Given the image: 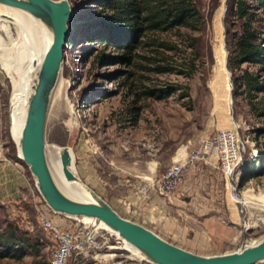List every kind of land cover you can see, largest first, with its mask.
Wrapping results in <instances>:
<instances>
[{
	"label": "rangeland",
	"instance_id": "374dc122",
	"mask_svg": "<svg viewBox=\"0 0 264 264\" xmlns=\"http://www.w3.org/2000/svg\"><path fill=\"white\" fill-rule=\"evenodd\" d=\"M68 1L73 17L61 70L67 86L60 103L49 107L47 151L49 146L70 148L75 172L86 187L122 217L187 250L222 254L263 238L264 208L243 205L242 200L262 204L264 174L239 187L242 209L230 199L213 160L191 166L171 202L153 186L189 142L221 128L237 125L248 141L241 172L256 167L255 152L264 150V133L257 132L264 129V115H259L264 93L257 95V109L251 110L242 96H232V72L228 69L229 76L225 67L226 31L240 27L230 1L193 0L198 20L186 26L155 28L145 19L147 13H140L137 22L144 30L126 48L95 33L115 14L105 7L106 0ZM166 1L135 2L166 8ZM255 24L264 33L261 11ZM241 68L256 71L247 64ZM12 91V79L0 65V239L15 233L36 251L30 248L19 259L0 258V264H51L55 246L39 212H46V205L10 132ZM68 103L79 120L77 128L70 127ZM51 217L88 233L95 243L88 256L71 257L66 264H152L131 258L108 230L81 218Z\"/></svg>",
	"mask_w": 264,
	"mask_h": 264
},
{
	"label": "water",
	"instance_id": "95a60500",
	"mask_svg": "<svg viewBox=\"0 0 264 264\" xmlns=\"http://www.w3.org/2000/svg\"><path fill=\"white\" fill-rule=\"evenodd\" d=\"M0 3L27 11L52 33L51 43L43 54L28 98L25 120L17 143L19 158L27 164L40 196L52 211L68 217H90L102 222L152 264H256L264 261V237L231 252L197 254L165 240L140 223L122 217L93 190V199L87 201L72 199L64 194L55 182L48 164L45 127L51 92L64 60L70 34L68 23L73 17L71 5L68 0H0ZM226 52L225 67L228 70L229 51ZM60 162L64 177L75 180L76 176L69 169L71 154L68 147H62Z\"/></svg>",
	"mask_w": 264,
	"mask_h": 264
},
{
	"label": "trees",
	"instance_id": "16d2710c",
	"mask_svg": "<svg viewBox=\"0 0 264 264\" xmlns=\"http://www.w3.org/2000/svg\"><path fill=\"white\" fill-rule=\"evenodd\" d=\"M136 0H106L105 7L114 11V16L106 20L96 30L99 39L110 41L123 47H128L132 40L142 33L144 28L138 25L140 13H147L145 19L150 26L161 28V24L168 27L192 25L198 20V11L193 0H169L166 8L139 6ZM232 14L240 21L239 31L227 33V67L232 72V96H242L251 110L257 109V95L264 93V33L255 24L258 11L264 13V0H229ZM146 11V12H144ZM259 18V17H258ZM255 66L256 71L249 68L242 69V65ZM241 70L235 75V70ZM184 95H187L185 92ZM259 115H264L261 112ZM259 134L264 129H257ZM257 167H244L239 177V186L252 176L264 174V150L258 151ZM34 249L27 239H19L12 233L10 237L0 239V258L19 259L23 253ZM34 251H36L34 249Z\"/></svg>",
	"mask_w": 264,
	"mask_h": 264
},
{
	"label": "bare ground",
	"instance_id": "6f19581e",
	"mask_svg": "<svg viewBox=\"0 0 264 264\" xmlns=\"http://www.w3.org/2000/svg\"><path fill=\"white\" fill-rule=\"evenodd\" d=\"M51 40V31L39 19L33 17L25 10L0 3V65L10 75L13 83L10 99V132L16 144L18 143L21 128L25 120L28 98L36 80L41 59L49 47ZM62 65L63 62L51 92L49 107L50 105H58L60 103L59 101L63 97L62 92L65 90V85L67 86L66 81L61 77ZM15 76H18L17 80ZM68 105L71 116L70 127L77 128L79 120L77 116H74L75 111L73 106L70 103ZM68 149L71 154V166L69 169L76 176L75 180H67L62 173L60 162L62 148L49 146L47 151L46 145V154L48 152L47 160L55 182L61 191L72 199L92 200L91 189L81 182L75 172L73 153L70 148ZM183 152L184 148H181L179 154L182 155ZM260 202L262 204L254 203L249 197H245L242 200L243 205L264 208V198H261ZM81 219L94 224L98 228L108 230L117 236L115 232L111 231L100 221H96L90 217H82ZM120 241L122 243L121 248L126 250L131 258L145 260L144 256L137 249L123 239H120Z\"/></svg>",
	"mask_w": 264,
	"mask_h": 264
},
{
	"label": "built area",
	"instance_id": "2783aa9c",
	"mask_svg": "<svg viewBox=\"0 0 264 264\" xmlns=\"http://www.w3.org/2000/svg\"><path fill=\"white\" fill-rule=\"evenodd\" d=\"M247 144L248 141L241 135L239 126L218 129L212 136L201 137L189 142L185 146V154L176 158L166 170L161 172L153 182V186L159 195L171 202L185 172L199 161L212 163L213 160L225 178L230 199L242 209L239 177ZM255 156L253 159H256ZM256 162L257 167L260 161L256 160ZM39 212L41 226L49 234L55 246L51 264H66L71 257H86L91 250L96 248L88 233L85 236L80 230H73L57 223L52 219L51 214L65 218L68 216L52 211L47 205L46 212L43 210ZM117 239L120 243V238L117 237Z\"/></svg>",
	"mask_w": 264,
	"mask_h": 264
}]
</instances>
